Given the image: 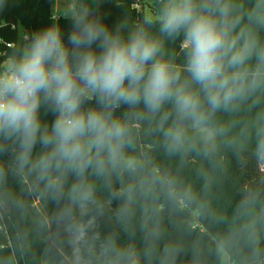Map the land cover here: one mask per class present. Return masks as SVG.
Listing matches in <instances>:
<instances>
[{"label": "trees", "instance_id": "obj_1", "mask_svg": "<svg viewBox=\"0 0 264 264\" xmlns=\"http://www.w3.org/2000/svg\"><path fill=\"white\" fill-rule=\"evenodd\" d=\"M54 1L0 0V37L14 44L0 45L1 62H12L20 51L18 24L26 41L56 24L71 48L73 18L54 16ZM77 2L76 12L86 5L113 31L145 20L134 8L140 0ZM256 3L231 0V15L239 17L237 31L251 30L264 46V24L249 20ZM158 7L156 0L153 13ZM151 31L158 32V25ZM182 39L164 41L163 58L177 68L185 63ZM92 106L95 100L86 104ZM40 114L45 123L55 119L44 108ZM113 115L129 125L122 158L103 175L91 167L83 177L65 172L59 192L19 169L13 146L0 139V264H132L129 254L135 264H221L222 252L230 264H264V161L255 155L257 132L264 128V87L228 110L210 113L211 139L184 121L176 150L165 136L178 119L171 103L157 113L143 104L122 105ZM42 151L37 144L33 159ZM74 188L91 189L84 208L73 200Z\"/></svg>", "mask_w": 264, "mask_h": 264}, {"label": "clouds", "instance_id": "obj_2", "mask_svg": "<svg viewBox=\"0 0 264 264\" xmlns=\"http://www.w3.org/2000/svg\"><path fill=\"white\" fill-rule=\"evenodd\" d=\"M232 9L231 0H213L212 6L159 0L149 18L113 31L82 8L73 12L71 48L56 24L33 33L10 64L0 65V139L13 146L15 165L56 192L67 171L83 177L91 167L103 175L128 143L127 121L113 115L122 105L143 104L157 113L171 103L178 118L165 132L171 150L182 146L184 121L211 139L210 113L264 87V46L251 30L237 31ZM249 20L264 24V0H257ZM181 36L185 63L177 68L163 49L166 39ZM93 100L96 106L86 107ZM41 108L55 116L51 124L42 120ZM257 136L255 155L264 161V128ZM37 144L44 151L33 159ZM73 193L81 208L92 198L90 188ZM127 258L135 264L133 254Z\"/></svg>", "mask_w": 264, "mask_h": 264}, {"label": "rangeland", "instance_id": "obj_3", "mask_svg": "<svg viewBox=\"0 0 264 264\" xmlns=\"http://www.w3.org/2000/svg\"><path fill=\"white\" fill-rule=\"evenodd\" d=\"M156 0H140V10L144 12L145 19L153 15L152 7ZM77 0H56L53 5V14L56 17L73 18V12H76ZM17 42L16 46L21 47L22 43L27 40L23 34V28L20 24L17 25ZM11 61L8 63L10 64ZM221 264H230V260L225 252H222Z\"/></svg>", "mask_w": 264, "mask_h": 264}, {"label": "built area", "instance_id": "obj_4", "mask_svg": "<svg viewBox=\"0 0 264 264\" xmlns=\"http://www.w3.org/2000/svg\"><path fill=\"white\" fill-rule=\"evenodd\" d=\"M134 8L137 9V10H140V2L136 3V4L134 5ZM0 27H2V23H0ZM0 45H2L3 47H6V48H12V47L14 46V44L9 43V42H6V41H5L3 38H1V37H0ZM1 55H2V54L0 53V59H1ZM9 62H10L9 60H8V61H5V62H1V60H0V65L7 66Z\"/></svg>", "mask_w": 264, "mask_h": 264}, {"label": "water", "instance_id": "obj_5", "mask_svg": "<svg viewBox=\"0 0 264 264\" xmlns=\"http://www.w3.org/2000/svg\"><path fill=\"white\" fill-rule=\"evenodd\" d=\"M83 8H87V9H88V7H87L86 5H84ZM88 10H89V9H88ZM89 11H90V10H89ZM90 13L93 14L91 18H94V19H95V18H96L95 13H93V12H91V11H90ZM112 196H113V198L118 199V198H120L121 194L118 193V192H116V191H114V190H112Z\"/></svg>", "mask_w": 264, "mask_h": 264}, {"label": "crops", "instance_id": "obj_6", "mask_svg": "<svg viewBox=\"0 0 264 264\" xmlns=\"http://www.w3.org/2000/svg\"><path fill=\"white\" fill-rule=\"evenodd\" d=\"M54 4H56V0L54 1ZM53 11V10H52Z\"/></svg>", "mask_w": 264, "mask_h": 264}]
</instances>
